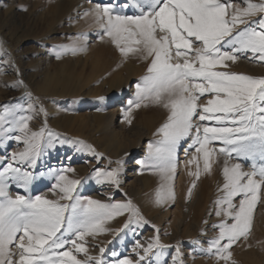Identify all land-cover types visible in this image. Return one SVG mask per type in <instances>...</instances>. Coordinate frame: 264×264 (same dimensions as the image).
<instances>
[{
    "label": "snow or ice",
    "instance_id": "1",
    "mask_svg": "<svg viewBox=\"0 0 264 264\" xmlns=\"http://www.w3.org/2000/svg\"><path fill=\"white\" fill-rule=\"evenodd\" d=\"M85 4L91 7L77 16L90 17L95 33L71 35L67 37L71 43L54 46L52 54L57 60L79 55L88 51L90 39L107 40L125 60L146 62L147 74L135 83V99L128 101L123 116L131 124L133 109L144 106L167 113L155 133L158 139L148 143L146 159L137 161L141 172L157 173L164 182L154 203L175 200L171 181L182 142L190 156L186 163L197 168L189 175L196 179L202 172L211 173L213 161L223 157V184L211 213L217 218L210 225L216 235L201 250L221 264H235L232 249L249 239L257 205H264V76L230 69L242 60L264 65V0H85ZM28 100L27 108L20 109L28 114L16 118L14 112H0V264H160L163 253L153 250L167 245L161 244L159 235L146 243L134 240L135 257L113 249L110 259L102 246L99 255L89 253L88 238L116 236L124 229L137 235L151 222L130 199L116 202L109 196L105 203L83 196L78 190L81 180L68 175L75 171L70 166L49 167L51 198L31 194L34 181L44 175L37 170L38 162L60 137L47 130L44 101L31 93ZM39 117L41 129L33 130L30 123ZM9 142L19 150L9 152ZM75 145V151L92 153L102 165L93 170L95 182L122 192L124 160H108L103 166L107 158L91 145L82 141ZM117 217H125L123 228H108ZM174 252L172 264H184L180 247Z\"/></svg>",
    "mask_w": 264,
    "mask_h": 264
},
{
    "label": "rangeland",
    "instance_id": "2",
    "mask_svg": "<svg viewBox=\"0 0 264 264\" xmlns=\"http://www.w3.org/2000/svg\"><path fill=\"white\" fill-rule=\"evenodd\" d=\"M13 2L15 4L9 10V0H0V112L6 110L14 112L16 118L19 115L28 114L26 111L21 112L20 109L27 108L29 103L28 94L31 93L44 101L47 106L49 112L47 130L60 137V143L52 149H47L45 156L38 162L37 170L43 172L44 175L38 176L34 181L31 186V194L43 195L47 193L46 195L51 198L50 189L53 181L47 174L49 167L63 168L70 166L75 171L68 173V175L70 178L81 180V186L78 190L83 196L105 203L108 202L109 196H113L116 202H125V200L130 199L134 205L140 208L142 215L151 222V225H155V229H159V233H157L151 225H145L138 230L137 235H133L132 232L124 229L116 236L108 233L100 235L94 241L92 238H88L90 242L89 253L91 255H99L98 248L106 245L105 257L111 259L109 254L113 249L119 251L122 256L135 257L134 240L146 243L154 236L159 235L161 244L167 245L163 249L153 250V252L163 253L160 257V264H165V262L172 264L175 256L174 249L177 246L181 249V258L184 260V264H221L215 257L204 254L201 249L206 250L208 246L206 242L216 235L213 229L211 235H208L209 237H206L207 234L205 233L211 228L208 226L209 219L214 218L213 222L217 220L216 217L210 214L219 195V187L223 184V157L219 158V162L213 161L211 173L202 172L199 179H196L189 175V172L196 171L197 168L195 164L189 165L186 163L190 159L189 155L187 158H183L185 152L182 142V148L178 155L179 164L174 179L171 181L175 200L165 205H156L154 203L155 193L160 190L164 182L157 173L148 170L141 172L142 165L138 164L137 161L146 159L148 143L158 139L155 133L166 120L167 113L159 107L144 106L140 109H133L131 124L123 116L124 110L128 107V101L135 99V83L147 74L146 62L137 60L134 57L125 60L107 40L93 39L89 40L90 48L86 53L75 56L68 55L57 60L51 52L54 46L71 43L67 37L77 33H95L96 28L94 26L90 27L92 25L90 17L79 18L77 16L78 12L91 7V4H85V0H13ZM82 5L85 7H81ZM22 7H26L28 10L22 11ZM70 21L75 22L70 23ZM10 32H15L16 35L11 36ZM21 38L22 42H18ZM248 62L253 67L246 71L233 67L231 70L253 76H264V65ZM62 66L66 69L65 77L68 79L70 88L67 90H41L46 69L51 67L58 70ZM97 71L98 73H96ZM77 76H81L83 80L86 79L88 82L77 80L79 78ZM118 79H123V81ZM78 84L81 85V89L79 91L72 90V87ZM109 84H112L111 90L108 88ZM121 92L123 93L122 96H120ZM115 110L118 112V116L114 127L108 128L109 118L106 115L113 113ZM41 119L43 117L31 121L30 126L33 127V130L38 131L41 129ZM121 125L122 129L120 128ZM139 128L152 131L151 137L141 135L140 133L143 130ZM113 129H117L120 133L122 131L123 134H120L121 139L127 144L129 143L130 148H132L128 156L121 157L117 155L115 150L107 149L106 144L112 139ZM0 135H3V133L0 132ZM122 135H125V138ZM44 140L47 141V135H45ZM131 140L137 144H131ZM77 141L91 145L96 153L106 157L103 166H107L108 160L115 161L121 158L124 160L121 178L125 177V179L122 183V192L109 191L107 185L102 184L101 186V184L95 182L92 178L93 170L102 165L96 163L92 153L75 151V142ZM19 147L22 148L23 146L20 145ZM15 150H19L17 144L9 142L8 151ZM128 166H136L131 168H134L135 173L138 171L143 180H147V186L143 190L140 188V196L129 193L128 186L133 178L130 175L126 177L128 173L131 174L132 172L128 169ZM202 166L203 160L201 158L200 167L202 168ZM183 179L184 182H182ZM193 183L196 184L195 188H192ZM190 188L192 191L191 197L188 196ZM199 188L200 190H198ZM123 193H127V197ZM197 193L207 196L208 202L206 201L205 205L208 208V217L206 213L201 216V213L197 212L195 207L190 208L196 202L197 197L194 195H197ZM22 194L27 193L22 192ZM141 197L143 198L140 199ZM143 199L144 202H142ZM156 211L161 212L163 217L155 221L154 214ZM196 217L202 222L197 234L205 236L199 244L196 243L197 240L189 239L185 235L184 229L192 226ZM263 219L264 205L258 204L254 213L253 228L249 239L235 245L232 249V259L235 264H264ZM124 221L125 217H117L110 221L107 227L122 229ZM205 221L208 223H205ZM78 258L83 259V254H78Z\"/></svg>",
    "mask_w": 264,
    "mask_h": 264
},
{
    "label": "bare ground",
    "instance_id": "3",
    "mask_svg": "<svg viewBox=\"0 0 264 264\" xmlns=\"http://www.w3.org/2000/svg\"><path fill=\"white\" fill-rule=\"evenodd\" d=\"M14 4H15V2H13V0H9V10L10 9H12V7L14 6ZM85 6L83 5V8H84ZM8 12V11H7ZM10 34H11V36H14V35H16L15 34V32H10ZM18 42H22V38L21 39H19V41ZM122 59V58H121ZM41 60H42V58H41ZM101 61V60H100ZM116 62V61H115ZM120 63V62H119ZM126 64V63H125ZM133 65V64H132ZM94 67V66H93ZM128 67V66H127ZM250 67H253L247 60H242V61H240L238 64H236V65H234L233 66V68H237V69H239V70H243V71H246L247 69H249ZM95 68V67H94ZM134 69V68H133ZM94 70V69H93ZM231 70V69H230ZM103 71V70H102ZM130 71V70H129ZM95 72V71H94ZM138 72V71H137ZM96 73H98V71L96 72ZM65 74H66V69L64 68V66H62L61 68H59L58 70H55V69H52L51 67H48L47 69H46V71H45V79H44V82H43V84H42V86H41V90L43 89V90H46V91H50V90H57V89H60V90H67V89H69L70 88V84H69V82H68V79H66V77H65ZM68 75V74H67ZM97 75H99V74H97ZM90 76H92V75H90ZM79 77V78H78ZM96 77V76H95ZM76 78V77H75ZM77 80H80L81 82H88L86 79H82L81 78V76H77ZM118 80H120V81H123V79L121 80V79H118ZM125 80V79H124ZM115 81H116V79H115ZM114 81V82H115ZM71 82V81H70ZM113 82V83H114ZM76 83H78V82H76ZM75 83V84H76ZM124 83V82H123ZM74 84V83H73ZM87 84V83H86ZM104 84V83H103ZM83 85H85V84H83ZM125 87H126V84L124 85ZM106 87V86H105ZM112 84H109V86H108V88L111 90L112 88ZM120 87H122V86H120ZM119 87V88H120ZM81 89V85H74L73 87H72V90H74V91H79ZM73 91V92H74ZM81 91H83V90H81ZM76 93V92H75ZM122 92L120 93V96H122ZM104 95V94H103ZM105 99V98H104ZM120 100H122V99H120ZM122 102V101H121ZM122 104V103H121ZM109 113V112H108ZM120 114V113H119ZM108 118H109V122H108V124H107V127L108 128H113L114 127V124H115V121H116V118H117V116H118V112L115 110L113 113L111 112V113H109L108 115H106ZM107 118V119H108ZM157 123V122H156ZM153 124V123H152ZM154 125V124H153ZM106 127V128H107ZM139 127V126H138ZM150 127V126H149ZM121 129H122V125H121V127H120ZM152 128V127H151ZM156 128V127H155ZM133 129H134V127H133ZM140 130H143L142 131V133H140L141 135H143L144 137L145 136H149V138L151 137V132L152 131H149V129H145V128H139ZM129 130V129H128ZM127 130V131H128ZM154 131V130H153ZM134 132V131H133ZM112 133H113V136H112V139L110 140V141H108V143L106 144V147H107V149L109 150V149H112V150H115L116 151V153H117V155H119V156H128L129 154H130V151H131V149L132 148H130V146H129V143L127 144L126 142H124L122 139H121V136H120V134L122 133V131H121V133H120V131L118 132L117 131V129H113V131H112ZM123 134V133H122ZM129 134V133H128ZM132 134V133H131ZM138 134V133H137ZM148 134V135H147ZM123 136V135H122ZM125 136V135H124ZM123 136V137H124ZM141 137V136H140ZM125 138V137H124ZM129 138V137H128ZM130 139V138H129ZM134 139V138H133ZM128 140V139H127ZM140 140V139H139ZM139 140H137V141H139ZM142 140V139H141ZM130 142V141H129ZM133 143V141L131 140V144ZM134 143H136L135 141H134ZM133 143V144H134ZM138 143H140V142H138ZM137 144V143H136ZM141 144V143H140ZM188 157V155L185 153V155L183 156V158H187ZM185 166V165H184ZM131 167H136V166H128V169L129 170H131L132 172H131V174H129L128 173V175H126V177L127 176H129L130 175V177H132L133 178V181H131L130 182V184H129V186H128V188H129V190H130V192L129 193H132V194H135V195H137V196H140V193H141V190H143L146 186H147V183H146V181H145V179L143 180L142 179V177H141V175L139 174V172L137 171L136 173L134 172V168H131ZM82 170L84 169V168H81ZM144 178V177H143ZM124 179H125V177L124 178H121V180H122V183L124 182ZM182 182H184V179L182 180ZM186 185V184H185ZM101 186H102V184H101ZM182 186V185H181ZM140 188H141V190H140ZM16 190V192H18V193H20V194H22V192H24L23 191V189H19V188H15ZM127 189V188H126ZM183 189V188H182ZM198 190H200V188L198 189ZM197 191V190H196ZM185 192V191H184ZM198 192H200V191H198ZM202 193V192H201ZM201 193L200 194H198L197 193V195H194V196H196L197 197V199H196V202H195V204H194V202H193V204L194 205H191L190 206V208L192 207H195L196 208V211L197 212H200L201 213V216L203 215V214H207V217L209 216V212H208V208H207V206L205 205L206 204V201H207V196H204V195H201ZM209 193V192H208ZM47 193H44L43 195H46ZM107 194V193H106ZM183 194V193H182ZM102 195V194H101ZM210 195V194H209ZM133 196V195H132ZM136 196V197H137ZM139 198V197H138ZM143 197H141L140 199H142ZM103 200H105V199H103ZM139 200V199H138ZM140 201V200H139ZM142 202H144V199H143V201ZM208 202V201H207ZM211 202V201H210ZM140 203H141V201H140ZM185 203V202H184ZM144 204V203H143ZM142 204V205H143ZM192 204V203H191ZM144 206H145V204H144ZM146 207H147V205H146ZM183 207V206H182ZM144 208V207H143ZM198 209V210H197ZM164 211V210H163ZM186 211H187V209H186ZM192 211V210H191ZM195 211V212H196ZM260 211H261V209H260ZM164 213V212H163ZM191 214V213H190ZM195 214H197V213H195ZM166 215V214H165ZM211 215V214H210ZM150 216V215H149ZM193 216V215H192ZM262 216V215H261ZM154 219H155V221L156 220H160V218L161 217H163L162 216V214H161V212H155V214H154ZM165 217V216H164ZM175 219V218H174ZM178 219H179V217H178ZM202 219V218H201ZM209 219V218H208ZM214 219V218H213ZM213 219H209V224H208V226H210V223H212L213 222ZM193 220V219H192ZM204 220V219H203ZM264 220V219H263ZM176 221H177V219H176ZM154 222V221H153ZM158 222H161V221H158ZM183 222H184V220H183ZM215 222V221H214ZM213 222V223H214ZM259 222V221H258ZM264 222V221H263ZM172 223V222H171ZM185 223V222H184ZM200 223H202L201 222V220L200 219H197V217H196V219H194V222H193V224H192V226H190V227H188L187 229H186V227L184 228L185 229V235L189 238V239H191V240H197V241H199V242H202L203 241V239L205 238V236H203V235H198L197 233V231H198V229H199V227H200ZM168 225V224H167ZM171 225V224H170ZM186 225V224H185ZM184 226V225H183ZM187 226H188V224H187ZM202 226V225H201ZM170 229H171V227H170ZM212 229L210 228V229H208V231L206 232L207 233V236L206 237H209L208 235H211V233H212V231H211ZM179 232H180V229H179ZM174 233H175V230H174ZM177 234V233H176ZM175 234V235H176ZM178 235H180L179 233H178ZM169 238V237H168ZM208 239V238H207ZM206 241V240H205ZM105 246L106 245H103V247L105 248ZM261 246H262V244H261ZM264 247V246H263ZM264 249V248H263ZM254 252H255V250H254ZM255 256V255H254Z\"/></svg>",
    "mask_w": 264,
    "mask_h": 264
}]
</instances>
